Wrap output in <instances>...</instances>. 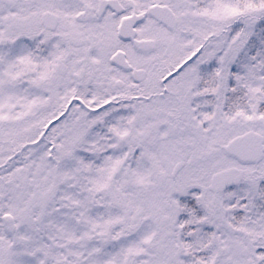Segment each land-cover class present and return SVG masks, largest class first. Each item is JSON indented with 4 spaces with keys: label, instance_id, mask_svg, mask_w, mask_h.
Masks as SVG:
<instances>
[{
    "label": "snow or ice",
    "instance_id": "1",
    "mask_svg": "<svg viewBox=\"0 0 264 264\" xmlns=\"http://www.w3.org/2000/svg\"><path fill=\"white\" fill-rule=\"evenodd\" d=\"M0 264H264V0H0Z\"/></svg>",
    "mask_w": 264,
    "mask_h": 264
}]
</instances>
